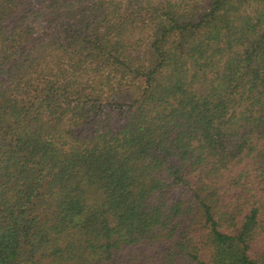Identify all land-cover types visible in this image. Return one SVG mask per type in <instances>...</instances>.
I'll return each instance as SVG.
<instances>
[{
	"label": "trees",
	"instance_id": "trees-1",
	"mask_svg": "<svg viewBox=\"0 0 264 264\" xmlns=\"http://www.w3.org/2000/svg\"><path fill=\"white\" fill-rule=\"evenodd\" d=\"M0 264H264V0H0Z\"/></svg>",
	"mask_w": 264,
	"mask_h": 264
}]
</instances>
